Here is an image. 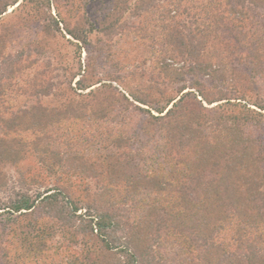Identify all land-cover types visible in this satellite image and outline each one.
Listing matches in <instances>:
<instances>
[{"label": "trees", "instance_id": "1", "mask_svg": "<svg viewBox=\"0 0 264 264\" xmlns=\"http://www.w3.org/2000/svg\"><path fill=\"white\" fill-rule=\"evenodd\" d=\"M0 264H264V0H0Z\"/></svg>", "mask_w": 264, "mask_h": 264}, {"label": "rangeland", "instance_id": "2", "mask_svg": "<svg viewBox=\"0 0 264 264\" xmlns=\"http://www.w3.org/2000/svg\"><path fill=\"white\" fill-rule=\"evenodd\" d=\"M12 9V7H9L8 9H7V12L8 11H10ZM66 37L67 38H71L69 35H66ZM85 57H86V52L85 51H83L82 52V60L84 61L85 60ZM99 63H102V62H99ZM100 65V64H99ZM97 76H102L101 74H102V68H98L97 69ZM104 76V75H103ZM102 76V77H103ZM79 77V75L76 77V78H78ZM103 82H110V83H112L114 86H117V87H119V85H118V83H116L115 81H111V80H105V79H103V80H101L100 82H98V83H96L95 85H93V86H96V85H99L100 83H103ZM92 86V87H93ZM92 87H90V88H92ZM119 88H121V87H119ZM89 89V88H88ZM88 89H85V90H81L82 92H86ZM4 169H3V171L7 174V175H9V176H11V175H15L16 174V171L12 168V167H10V166H5V167H3Z\"/></svg>", "mask_w": 264, "mask_h": 264}]
</instances>
